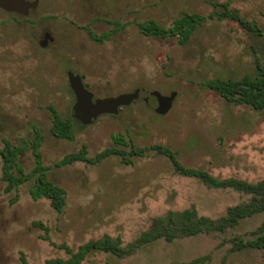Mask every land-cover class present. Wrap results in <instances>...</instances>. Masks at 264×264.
I'll return each instance as SVG.
<instances>
[{
  "label": "rangeland",
  "instance_id": "374dc122",
  "mask_svg": "<svg viewBox=\"0 0 264 264\" xmlns=\"http://www.w3.org/2000/svg\"><path fill=\"white\" fill-rule=\"evenodd\" d=\"M215 2H228L264 28V0H41L26 17L0 10V149L5 141L24 146L38 125L49 178L67 191V204L58 211L50 199L33 198V181L10 188L0 154V264H20L23 256L28 264L67 259L106 235L126 247L169 212L195 208L199 216L217 219L251 199L182 174L153 150L133 156L131 164L110 156L94 164L57 165L84 147L90 159L110 147L129 150L115 140L121 134L140 148L166 145L184 166L218 180L264 179V111L228 102L204 85L218 76L240 79L254 72L256 58L264 64V38L234 20H209L184 45L174 37L145 36L138 26L154 19L169 27L185 11L209 15ZM89 28L110 36L96 41ZM46 32L52 40L42 46ZM70 72L83 78L95 98L135 90L140 96L118 114L75 126L73 140L59 138L51 131L48 106L72 115ZM155 90L177 93L165 115L156 112ZM19 161L26 173L34 169L30 148ZM263 221L259 213L224 232L160 238L122 256L96 250L80 264H182L204 256V264H264V249H232L238 238L259 236Z\"/></svg>",
  "mask_w": 264,
  "mask_h": 264
},
{
  "label": "trees",
  "instance_id": "16d2710c",
  "mask_svg": "<svg viewBox=\"0 0 264 264\" xmlns=\"http://www.w3.org/2000/svg\"><path fill=\"white\" fill-rule=\"evenodd\" d=\"M213 6L214 12L209 15L185 11L169 27L162 26L154 19L138 22V26L141 33L145 36L174 37L179 44L184 45L190 41L198 28L203 26L207 21L234 20L255 37L264 38V28L257 21L244 17L238 9L231 8L228 2H215ZM89 33L94 40L100 42L108 39L110 36V32L97 34L91 29H89ZM204 85L217 92L228 102L235 105L246 104L255 110L264 111V64L258 58H256V69L254 72L246 73L240 79L218 76L206 80ZM48 109L52 117L51 131L59 138L73 140L75 137V126L80 128L86 126L77 123L72 115L63 116L54 105H49ZM33 128L34 137L26 142L24 146L12 145L9 141H5V146L0 149V154L4 161L3 179L9 182L10 188L27 181H33L30 188L33 198L46 197L51 200V205L56 210L62 211L67 204V191L49 178V167L43 164L42 152L40 151L44 135L38 125H34ZM115 140L119 145H130V149L126 150L119 146L110 147L98 154L95 159H90L87 157V151L84 147L77 153L67 155L57 165L72 164L76 161H90L94 164L102 162L110 156H120L125 164H131L133 156H143L146 151L153 150L156 154L169 158L174 167L182 174L196 176L213 186L233 187L239 191L251 194L252 197L247 203L230 208L225 215L217 219L199 216L195 208L185 209L181 212H169L166 217L157 218L148 231L143 232L136 242L126 247L121 245L120 239L113 240L111 236L106 235L104 238L89 241L81 245L77 252H70L71 256L67 259H52L48 260L45 264H80L89 253L96 250L122 256L132 253L143 244L151 243L160 238L173 241L180 236H191L213 231L224 232L228 228L238 225L246 217L259 213L264 214V179L258 182H249L236 178L218 180L204 170L184 166L179 161L177 153L166 145L156 144L140 148L131 143V140L128 143L121 134L115 136ZM27 148L31 149L35 160L34 169L29 173L25 172L23 165L19 161L20 153ZM259 232L261 233L259 236L250 240L238 238L235 240L232 249H264V221L259 228ZM205 260L206 257L204 256L182 264H204ZM20 264H28L24 256L21 258Z\"/></svg>",
  "mask_w": 264,
  "mask_h": 264
},
{
  "label": "water",
  "instance_id": "95a60500",
  "mask_svg": "<svg viewBox=\"0 0 264 264\" xmlns=\"http://www.w3.org/2000/svg\"><path fill=\"white\" fill-rule=\"evenodd\" d=\"M36 5V1L0 0V8L24 16H28L29 10ZM69 83L76 98L72 107V116L81 125H89L104 114H118L122 107L130 105L140 96L139 90H135L115 97L95 98L93 92L85 86L82 77L72 72L69 73ZM152 94L158 101L156 112L161 115H165L171 110L177 95L176 92L171 95H164L157 90L153 91Z\"/></svg>",
  "mask_w": 264,
  "mask_h": 264
},
{
  "label": "flooded vegetation",
  "instance_id": "af4514ba",
  "mask_svg": "<svg viewBox=\"0 0 264 264\" xmlns=\"http://www.w3.org/2000/svg\"><path fill=\"white\" fill-rule=\"evenodd\" d=\"M28 1H30V2H37V5H36V7H34V8H31L30 10H29V14H30V12L31 11H34V10H36V9H38L39 7H40V5H41V0H28ZM0 10H2V11H5V12H8V13H14V14H18L19 16H22V17H26V16H24V15H22V14H19V13H17V12H9V11H6V10H4V9H2V8H0ZM29 16V15H28ZM89 29H91V28H89ZM92 30V29H91ZM103 34V33H102ZM45 38H44V40L40 43L42 46H46L47 45V43H48V40H52V38H51V35L48 33V32H46L45 33V36H44ZM83 79V78H82ZM84 82V81H83ZM84 84H85V82H84ZM85 86L87 87V85L85 84ZM88 88V87H87ZM89 89V88H88ZM90 90V89H89ZM153 92V91H152ZM152 92H151V94H152ZM73 94H74V92H73ZM153 95V94H152ZM154 96V95H153ZM76 99V98H75ZM157 99V98H156ZM145 100H147V98H145ZM136 101V100H135ZM134 101V102H135ZM76 102V101H75ZM158 102V101H157ZM125 107V106H124ZM124 107H122L121 109H120V111L124 108Z\"/></svg>",
  "mask_w": 264,
  "mask_h": 264
}]
</instances>
